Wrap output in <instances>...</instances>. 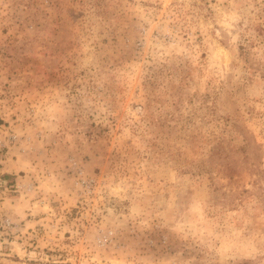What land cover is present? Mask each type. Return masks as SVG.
<instances>
[{"label": "rangeland", "instance_id": "374dc122", "mask_svg": "<svg viewBox=\"0 0 264 264\" xmlns=\"http://www.w3.org/2000/svg\"><path fill=\"white\" fill-rule=\"evenodd\" d=\"M0 264H264V0H0Z\"/></svg>", "mask_w": 264, "mask_h": 264}]
</instances>
